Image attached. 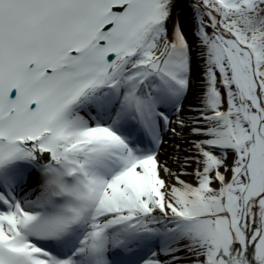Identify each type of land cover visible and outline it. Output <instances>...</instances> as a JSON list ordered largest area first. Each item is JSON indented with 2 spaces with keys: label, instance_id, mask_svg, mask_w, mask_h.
<instances>
[{
  "label": "snow or ice",
  "instance_id": "snow-or-ice-1",
  "mask_svg": "<svg viewBox=\"0 0 264 264\" xmlns=\"http://www.w3.org/2000/svg\"><path fill=\"white\" fill-rule=\"evenodd\" d=\"M182 7L0 0V264H264V0Z\"/></svg>",
  "mask_w": 264,
  "mask_h": 264
},
{
  "label": "bare ground",
  "instance_id": "bare-ground-1",
  "mask_svg": "<svg viewBox=\"0 0 264 264\" xmlns=\"http://www.w3.org/2000/svg\"><path fill=\"white\" fill-rule=\"evenodd\" d=\"M186 1L187 0H177V3L184 5V2L186 3ZM178 15L180 16V21L183 24L186 34L188 35V38L191 42L193 40L191 13L189 12L185 13V11L182 12V10H180ZM197 74H198V68L194 66V79ZM187 103H193V104L196 103L195 96L194 95L190 96L189 101ZM183 135L185 137H190V133L187 130L184 131ZM165 140L166 143L162 145V150L160 152V160L167 161L168 166L172 167L175 170L176 163L174 160V156L179 155L181 159H183L188 145L180 137H173L171 134H166Z\"/></svg>",
  "mask_w": 264,
  "mask_h": 264
},
{
  "label": "rangeland",
  "instance_id": "rangeland-1",
  "mask_svg": "<svg viewBox=\"0 0 264 264\" xmlns=\"http://www.w3.org/2000/svg\"><path fill=\"white\" fill-rule=\"evenodd\" d=\"M188 2L189 3L185 5V8L181 9L182 11H185V13H187V12L191 13V11H192L191 8L188 7V5L191 4L192 1L190 0Z\"/></svg>",
  "mask_w": 264,
  "mask_h": 264
}]
</instances>
